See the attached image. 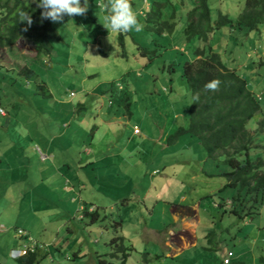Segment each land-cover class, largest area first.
I'll use <instances>...</instances> for the list:
<instances>
[{"label": "rangeland", "instance_id": "374dc122", "mask_svg": "<svg viewBox=\"0 0 264 264\" xmlns=\"http://www.w3.org/2000/svg\"><path fill=\"white\" fill-rule=\"evenodd\" d=\"M133 1L138 4L142 18L149 8L148 0ZM193 1L173 0L168 13L173 8L177 10L175 29L166 39L159 40L165 46L170 43L171 48L167 46L166 51L150 61V54L143 57L127 34L122 45L118 33L108 32L103 26V0H88L86 15H65L63 21L51 22L57 40L49 55L35 58V50L25 40L0 49V108L5 114H0V155L14 141L23 147L26 161L38 172L35 184H27L24 169L22 184L15 182L19 176L0 182V196L3 198V192L8 191L10 204V210L0 212V223L7 232L5 239L0 233V264H21L9 258L11 248L23 242L16 235L18 229L31 234L41 246L37 264H224L228 251L233 253L229 264H259V257H264V205L253 219L221 215L217 209L213 212L209 204L233 193L230 189L217 193L225 182L222 178L204 176L202 186L198 187L193 180L183 179L188 186L192 185L189 192L201 193L212 188L205 196V204L200 198L199 205L196 202L190 206L201 211L205 207L211 212L206 216L200 213L202 228L197 226L194 231L195 238H201L209 250L189 246L173 257L170 248H160L162 245L149 239L152 230L162 243L169 245L170 239H175L169 231L178 235L179 227L170 224L160 226L158 231L146 225L144 212L150 210L151 202L143 203L142 188L147 190L162 183L176 186V181L169 182V175L187 172L183 164L184 149L194 145L192 139L197 138L181 133L176 142L167 143L176 127H186L185 117L192 103L191 92L182 78V66L193 59L197 48V43L186 41L183 34L186 13ZM207 1L212 23L219 13L236 18L244 4V0ZM6 10L0 12V19ZM214 35L213 50L225 59L228 42L220 39L219 32ZM238 36V45L231 55L236 58V69L241 74L248 57L260 58L264 52V25L259 35ZM253 36H258L255 43ZM169 65H173L172 72ZM24 67H30L34 73L28 77L19 74ZM249 81L257 94L264 92V74L250 76ZM113 119V124H107ZM253 123L254 120L250 125ZM134 125L141 135L125 143L119 131L132 130ZM261 137L264 140V131ZM122 144L129 145L126 154L117 152V146ZM33 145L41 160L47 161H39L29 151ZM166 146L167 149L163 148ZM86 149L93 152L91 163L87 162ZM48 150L53 159L47 156ZM251 154L264 161V153L252 151ZM153 169H158L160 174L150 175ZM139 171L146 176L140 177ZM211 182L221 183L217 186ZM155 191L166 198L164 203L168 206L182 202L176 200L177 195L167 200L170 189L159 186ZM186 201L187 198L183 202ZM1 203L2 200L0 206ZM36 210L43 212L35 214ZM137 217L141 218V225L133 223ZM192 225L195 228V222L192 224L188 219L186 230ZM188 238L191 244V233ZM146 249L149 255H145Z\"/></svg>", "mask_w": 264, "mask_h": 264}, {"label": "trees", "instance_id": "16d2710c", "mask_svg": "<svg viewBox=\"0 0 264 264\" xmlns=\"http://www.w3.org/2000/svg\"><path fill=\"white\" fill-rule=\"evenodd\" d=\"M38 2L39 0H0V12L7 9L0 19V49L25 40L35 50V58L40 59L41 55H49L53 51L57 31L50 20H41L42 9L37 7ZM103 3L106 1L103 0ZM131 3L134 10L138 11V4L133 0ZM169 6L170 0H150L149 8L145 10L142 18L138 15L139 22L143 24L141 34L135 30L126 33L142 53L147 57L150 54L149 61L166 51L167 46L171 48L170 43L165 46L159 42L166 39L176 26L177 11L173 8L168 13ZM239 10L234 19L219 13L217 20L212 23L208 1L194 0L191 9L186 13V25L183 30L185 40L193 43L195 39H199L208 44L202 49V59L198 63L186 62L182 66V78L191 92L192 103L185 117L188 120L186 127H176L168 136L167 143L176 142L181 133L197 137L195 139H198L205 149L208 159L206 165L201 166L203 173L209 177H223L226 184L221 191L230 188L238 190L231 198L239 209L234 208L232 212H235L233 215L239 219H243L258 216L264 203V162L250 155V151L256 146L254 143L260 145L262 140L264 92L257 94L253 91L254 84L249 81L250 76L264 74V52L260 58L248 57L243 62L244 67L241 68L240 74L236 69V58L231 55V51L238 45V35L241 38L249 37L250 33L259 32L260 27L264 25V0H244ZM23 11L31 13V25L21 21L20 13ZM105 14L104 12L103 15ZM217 32L222 41L228 42L225 45V59H222L211 45ZM257 37L253 36L254 43ZM120 42L123 43L122 38ZM197 53L196 48L193 54L196 56ZM169 66L172 68L173 65ZM172 71L173 68L170 72ZM18 73L28 77L34 72L30 67H24ZM213 79L220 80L219 89L205 90L204 85ZM170 89L172 90L171 87ZM252 120L254 123L250 125ZM11 143L16 145L14 141ZM21 150H24L23 147ZM209 160L214 166L212 172L206 170ZM37 255L38 251L17 261L21 264H37ZM260 264H264L263 256L260 257Z\"/></svg>", "mask_w": 264, "mask_h": 264}, {"label": "crops", "instance_id": "0c3cea01", "mask_svg": "<svg viewBox=\"0 0 264 264\" xmlns=\"http://www.w3.org/2000/svg\"><path fill=\"white\" fill-rule=\"evenodd\" d=\"M22 54H25V53H22ZM114 122L115 121L113 119V120H110L107 124H113ZM66 125H67L66 127H69L70 123H67ZM134 126H136V125H134ZM113 128H114V126H113ZM116 132H118V131H116ZM140 135H141V131H139V134H135L129 128H128V130L126 129L125 131L124 130L119 131V137L124 138L125 143H126V140L129 141V139L132 137L134 138L133 140L138 139L135 136L139 137ZM165 136H168V135H165ZM117 137H118V135H117ZM192 141H194L195 144L192 146H186V148L184 149V153H183L184 154L183 164H185V169L187 170V172H174L171 176L169 175V178H170L169 182L172 183V180H174L177 183V185L174 187L171 186V184L168 185L165 183H162L159 185V186L164 187L165 189L171 190V193L168 195L167 200H173V197L177 195L178 198L176 200H182L181 203H178V204L175 203L176 206H168L167 204H165L164 199H166V198L162 197V194L155 191L159 186L158 187H150L147 190L142 188V190H143L142 193L144 196L143 203L149 205V201L151 202L150 203L151 205H149V206H151L150 210H147L146 212H144L142 210L144 212V215L147 214L146 225L148 227L150 226L151 228H154L155 230H158V231L161 230L160 226H163L162 228H164L170 224H175L176 226L179 227L177 229V231L179 233L178 235H174V232L169 231L170 237H175V239L174 238L170 239L171 242L169 243V245L162 243L161 240L159 239L160 236L155 234L154 231L150 230L151 232H149V234H151V237L149 239L151 241H153L154 243L157 242L158 244L162 245V247H160V248H170L171 249V256H173V257H175L177 254H179L181 251L186 250L189 246H191V247L194 246V248L203 249V250H206V248H207V245L202 243L203 240L201 238L200 239L195 238V233H194L197 226L202 228V226L200 225V222H201V214L200 213L204 214V216L208 215L206 213L207 208L204 207L203 211H201L200 208H198L197 210L195 208V210H194V208H192V207L194 206V204L196 205L197 200H200V198H201L202 202L205 204V201L207 199L205 196L210 194L209 192L212 190V188H210V187L205 188V189H203V191L201 193H199L198 191L189 192L188 189L192 185L188 186V184L183 180L186 178L193 180L195 183L194 185L196 187H198V186H202V180L204 178V176L201 175L202 174L201 166L203 164L206 165V161L208 160L207 156H206V151H205V149H203V147L199 143L198 139H192ZM170 144H172V143H170ZM35 146H33V150H29V151H31L33 153V155L36 156V158L38 157L39 161H47V159L41 160L38 152L35 149L36 148ZM117 147L119 148V149H117L118 153L123 152L124 154H126L127 152L130 151V150H128L129 145L125 146V144H122V145H119ZM134 148H135V146L132 147V149H134ZM163 148L167 149L168 146L163 147ZM29 149H31V148H29ZM171 149L176 150V148H172V147H171ZM5 151L6 152H2L0 155V182H2L3 180H6L7 177H10V176H13L15 179L18 176L21 177L22 170L24 169V171L26 170V172H23V173H27V177H28L27 184L28 185L29 184H35L36 183L35 176L37 175L38 172L34 171L31 168V164L26 161L27 153L24 152L23 150H21L20 146L14 145L11 142L9 143V145L7 146V149ZM29 151H27V152H29ZM47 152H48L47 156H49L50 155L49 150ZM84 153L87 156L86 157L87 162L91 163L93 161V160H91V158L94 157V156H92V153H93L92 150L86 149V151H84ZM50 156H52V155H50ZM51 158L53 159V156ZM4 159H6V162H4ZM105 161H106V159L101 160L100 162H105ZM100 162H97V163H100ZM22 163H23V165H22ZM166 165H168V164L166 163ZM165 167L166 166H163V168H165ZM11 168H14L16 172L14 171V169H11ZM8 170H10L11 173ZM133 170H135L134 167H133ZM206 170L209 172L214 171L213 163L210 160H209V167ZM14 172H15V175H14ZM138 173H139L140 177L146 176V174L141 172V171H139ZM180 173H182V174L180 175ZM152 174L153 175H159L160 171H158V169H153L150 172V175H152ZM196 177H199V179ZM212 178L219 179L222 177H212ZM212 178H209V179H212ZM20 179H21V182H20ZM20 179H17L15 181L17 185H20L23 183L24 177H21ZM222 179L225 181L224 178H222ZM220 183L221 182H211L210 184H216L218 186V185H220ZM224 184H225V182L222 184V186ZM17 185H16V187H17ZM218 189H220V188H218ZM7 192L8 191H6V193L3 192L4 193L3 198H2V196H0V201L2 200V202H3V203H1V206H0V212H3V213H6L8 210H10V204L7 201V194H9V193H7ZM152 192H153V194H152ZM150 194H152V196H150ZM186 196H188V197H186ZM186 198H187V201L183 202ZM139 199H141V197ZM147 199H148V201H147ZM14 200L15 199L12 198V201H14ZM180 205H187L188 207L185 208V206L182 207ZM197 205H199V202H197ZM190 206H192V207H190ZM39 212L41 213L43 211L42 210H40V211L36 210L34 213L38 214ZM196 215H199V217H197V221H195ZM140 219L141 218L137 217L133 223L136 222L138 225H141ZM188 219H190L192 224H194V222H195V228L192 225L190 227V230H186L185 225H186V222L188 221ZM3 230H5V228H4V226H2V223H0V233H2L3 239H5L4 233L7 234V232H5ZM190 233H191V244H190V238H188V237H190ZM143 239H147V238L143 237ZM16 244L17 243H14V246ZM145 253H147V255H149L150 251L146 249ZM9 258H10V255H9Z\"/></svg>", "mask_w": 264, "mask_h": 264}, {"label": "clouds", "instance_id": "9594fccd", "mask_svg": "<svg viewBox=\"0 0 264 264\" xmlns=\"http://www.w3.org/2000/svg\"><path fill=\"white\" fill-rule=\"evenodd\" d=\"M172 2H173V0H170L171 4H172ZM147 3H149V5H150V0H148ZM98 4L101 5V2H99ZM37 7L42 9L41 20H50L51 22L55 23V22L63 21L65 15H67L69 17L76 16V15H86L89 5H88V0H83V4L81 3V0H39ZM103 10L106 13L103 16V26L108 30V32L118 33L119 41H120V38H122V42H123V36L126 35V33L129 31L135 30V31L139 32V31L143 30V25L138 20V15H139L138 11L140 9L138 11L134 10L132 3H131V0H106V3L103 5ZM209 12H210V8H209ZM20 16H21L22 22L26 21L28 23V25L32 24V22H33L32 21V15L30 12L23 11L20 13ZM259 32H256V33L259 34ZM251 34L252 33H250V35ZM196 43H197L198 53L196 56L193 54V57H192L193 59L187 61L189 63L190 62H196V61L198 63V61L200 59H202V51H203L202 49L208 44L207 42H204L203 40H199V39H195L193 41V44H196ZM122 45H123V43H122ZM143 57H147V56L144 54ZM220 83L221 82L219 79H213L211 81H208L204 85V89L207 91H217L219 89ZM118 88H121V87H118ZM73 96H74V93L71 92V97H73ZM196 98L198 99V95ZM0 109H2V108H0ZM3 112H4V110H3ZM136 127L137 126H133L132 132L135 134H139L140 129L138 127L137 128ZM263 142H264V140L262 139L260 142L261 144L256 145L253 148V150L250 151V155H252L251 154L252 151H258L259 155L263 154L264 153V143ZM252 156L258 157L256 154H254ZM258 158L261 159L260 157H258ZM201 175L205 176L207 178H212V177L205 175L203 173V171H202ZM214 177H218V176L215 175ZM225 184H226V180H225ZM224 185L220 188V190H218V192H217L218 194H220L219 191L222 190ZM230 190H233V193L230 196H227V197L221 196V197H219L220 198L219 201L212 202V204H209L208 207L213 212L216 209L219 211L221 210V215H225V214L233 215V213H235V212H232V210L234 208H236V209H239V208L235 205L234 201H232L231 197H234L237 194L238 190L235 188H230ZM263 205H264V203H263ZM83 210H86V209L83 208ZM206 213L208 215H211V212L208 213V211H207ZM233 216H235V215H233ZM258 216H256V217H258ZM256 217H252V218L244 217L243 219H245V218L253 219ZM16 234L19 238L23 239V243L20 246H18L17 248L11 249V253L9 254L11 259L17 260L23 256H27L28 254L35 253L38 251V249L41 248V246H39L30 237V235L25 230L18 229L16 231ZM204 237L206 238L207 236H203V238ZM232 256H233V253L231 251H228L226 254V257L223 260V263L229 264L230 258ZM260 257H262V256H260ZM260 257L258 259L259 264H260Z\"/></svg>", "mask_w": 264, "mask_h": 264}, {"label": "built area", "instance_id": "2783aa9c", "mask_svg": "<svg viewBox=\"0 0 264 264\" xmlns=\"http://www.w3.org/2000/svg\"><path fill=\"white\" fill-rule=\"evenodd\" d=\"M0 114L4 115V112H3V110H2V109H0Z\"/></svg>", "mask_w": 264, "mask_h": 264}]
</instances>
